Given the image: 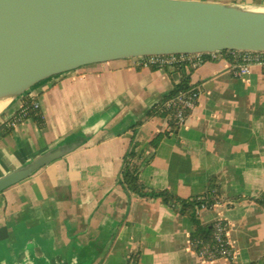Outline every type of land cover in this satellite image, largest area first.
<instances>
[{"label": "crops", "instance_id": "0c3cea01", "mask_svg": "<svg viewBox=\"0 0 264 264\" xmlns=\"http://www.w3.org/2000/svg\"><path fill=\"white\" fill-rule=\"evenodd\" d=\"M190 1L232 10L264 6V0ZM216 58L207 60L205 71V63L199 62L203 72L197 80L191 76V84H201L203 93L195 111L175 130L164 105L179 74L141 69L131 62L81 68L76 75L34 88L44 114L43 129L30 118L21 119L26 115L20 112L26 95L14 103L0 117V124L13 128L11 134L0 136V174L62 142L76 147L0 193V264H17L20 256L37 252L50 264H70L74 257L78 264H89L95 253L105 255L99 264H130L136 255L134 264H264V206L258 201H264V76L254 68L234 79L229 58ZM56 83L60 91L44 98L47 94L40 90ZM60 96L70 116L64 133L47 112ZM132 140L143 160L140 179L146 189H166L184 198L216 189L220 203L201 209L199 219L204 226L217 219L228 223L232 260L203 261L191 248L193 226L188 218L121 186L123 157ZM63 195L86 209L106 202L116 206L115 211L124 206L126 211L111 216L110 226L97 212L101 216L85 230L95 222L109 238L108 245L90 240L73 246L64 261H55L58 244L49 240L53 235L46 223L32 217L40 197L47 202ZM74 231L72 238L83 230Z\"/></svg>", "mask_w": 264, "mask_h": 264}, {"label": "water", "instance_id": "95a60500", "mask_svg": "<svg viewBox=\"0 0 264 264\" xmlns=\"http://www.w3.org/2000/svg\"><path fill=\"white\" fill-rule=\"evenodd\" d=\"M264 53V6L190 0H0V117L27 92L81 68ZM76 145L62 142L0 174V193ZM17 264H50L37 252ZM70 264H78L76 257Z\"/></svg>", "mask_w": 264, "mask_h": 264}, {"label": "trees", "instance_id": "16d2710c", "mask_svg": "<svg viewBox=\"0 0 264 264\" xmlns=\"http://www.w3.org/2000/svg\"><path fill=\"white\" fill-rule=\"evenodd\" d=\"M220 57L230 58V55H222ZM210 59H217L216 57H211L207 59L201 60L205 62ZM165 64V70L171 75L173 73L179 74V81L174 84V89L170 93V95L166 98L169 100L174 97L176 94L183 92L190 87L196 85L191 84V76L194 72L195 68L192 67V63L188 60H178L174 63ZM157 67H150L151 71H156ZM137 68H143L137 66ZM20 112L25 113V117H22V120L30 118L34 121L35 125L39 128H44L45 119L44 114L39 110H34L31 106V103L27 97L23 98V105L20 109ZM168 113V112H167ZM169 115V113H168ZM173 130L177 129V127L172 122ZM175 128V129H174ZM13 128L8 126L6 123L0 124V136H6L11 134ZM138 143L135 140H132L130 145L127 148V151L123 157L122 164V178L120 179V184L127 191L136 194L138 197L144 199H157L160 202L170 205L174 208V210L188 218L193 226V231L190 237L191 248L196 249V245L198 242H203L204 245H215V241L213 238L214 229L211 225H202L199 219V211L203 208L212 209L217 205V194L213 195L208 191V193L201 197H190L184 198L180 196H176L172 194L169 190H148L145 185L142 183L140 179L141 167L143 164L142 157L137 153ZM219 198V197H218ZM260 204L264 206L263 200H258ZM134 258V259H133ZM138 255L132 257L129 263H136Z\"/></svg>", "mask_w": 264, "mask_h": 264}, {"label": "rangeland", "instance_id": "374dc122", "mask_svg": "<svg viewBox=\"0 0 264 264\" xmlns=\"http://www.w3.org/2000/svg\"><path fill=\"white\" fill-rule=\"evenodd\" d=\"M204 63L205 71L209 66V61H206ZM204 63H201L199 65L203 66ZM199 67H197L192 73V80H197L200 73L203 72V70L201 69L202 67ZM76 73L77 71L73 72L74 75H76ZM57 84L58 83L42 88L40 90L41 92H43L41 95L47 94L44 98L49 99L50 94L48 93L50 91H52L53 95L60 91V87L56 86ZM61 98L62 96L59 97V101L57 103L53 101L55 103H51V106L47 109V112L48 115H51V119L53 118L54 122H59V130L64 133L65 121L68 120L70 116L64 109L63 102L61 103ZM58 103H61V105H58ZM54 104L57 105L54 107ZM87 193L88 191H86L83 196H86ZM74 202L76 203L74 204ZM101 206L98 207L94 204L93 206L88 207V209L82 208L79 200H66L65 195L56 199L51 198L47 202L45 201V199H42L40 197V206L38 208V212L32 218H34V220L39 223H46L45 227H47L53 235L49 238V240L54 241L58 244V251L56 250L54 252L55 255H53L55 261H64L65 259L69 258L70 250L73 246H84L85 244L89 243L90 240L94 242L100 240L106 242L105 246L108 245L109 238H107L106 236L104 237V234L98 231L95 222L91 223V229L89 231H85L88 224H90L91 221H94V217L96 218L97 216L104 215V225L110 226L113 221L111 216L113 214L119 215L126 210H124V206L121 205V207L118 206L117 210L115 211L116 206H112L109 202H106L104 205L101 204ZM97 212H102V214H97ZM100 223L101 222H99V225ZM75 229L83 230L84 232L82 231L80 234L78 233L75 238H72V236H74L76 233V231H74ZM103 249H106V247H104ZM90 256L91 257L89 258V264H99L102 257L105 255H97L95 253ZM96 257L97 260L93 262L92 258ZM112 261L113 256L110 259V262Z\"/></svg>", "mask_w": 264, "mask_h": 264}, {"label": "built area", "instance_id": "2783aa9c", "mask_svg": "<svg viewBox=\"0 0 264 264\" xmlns=\"http://www.w3.org/2000/svg\"><path fill=\"white\" fill-rule=\"evenodd\" d=\"M229 58V73L234 79H241L247 74H249L254 68L259 69L261 74L264 76V53H235L230 54ZM178 61V60H177ZM176 61H155V60H145L133 62V67H160L156 71H163L169 74L163 63L171 64ZM202 62L201 60L199 61ZM199 62H191L192 67L196 68ZM170 75V74H169ZM172 75V74H171ZM203 93V88L201 84H196L189 89L176 94L174 97L166 101L164 105V111L170 113V120L174 123L176 127H181L185 124L190 115L195 111L200 103V99ZM27 98L29 99L31 106L34 110H40V104L37 101V95L34 89L27 92ZM210 193L217 194L216 189H211ZM220 203V199L216 197ZM214 229L213 238L215 245H204L203 242H198L196 249H192L200 259L203 261H216L220 259L232 260L234 257L233 246L228 237L229 226L224 219H217L212 223Z\"/></svg>", "mask_w": 264, "mask_h": 264}]
</instances>
